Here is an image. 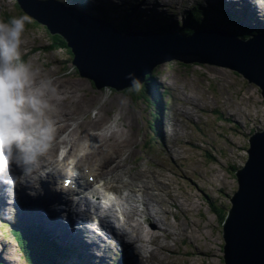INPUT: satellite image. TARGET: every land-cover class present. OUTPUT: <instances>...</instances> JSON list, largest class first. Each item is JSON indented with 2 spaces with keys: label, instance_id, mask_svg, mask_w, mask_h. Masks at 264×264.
<instances>
[{
  "label": "rangeland",
  "instance_id": "obj_1",
  "mask_svg": "<svg viewBox=\"0 0 264 264\" xmlns=\"http://www.w3.org/2000/svg\"><path fill=\"white\" fill-rule=\"evenodd\" d=\"M102 1L110 6L123 5L110 0ZM150 1L148 4L153 7L154 3ZM166 1L168 3L162 8L156 6L149 9L150 15L174 11L177 18L181 12L190 10L192 4L199 2ZM256 1L264 6V0ZM259 8L255 5L258 16L246 12L247 9L242 10L240 5L228 13L238 17L243 25L264 27ZM210 9L223 8L210 6ZM4 11L19 15L26 23L30 22L29 25L26 24L25 29L11 27ZM31 21L17 7L16 0H0V52L5 51L0 59V83L9 87L5 93H14L19 99L10 100L8 96L0 95V112L4 107L5 110L12 109L0 114L8 126L15 120L19 127L31 129L27 134L28 146L17 144V148L23 150L20 156L31 161L36 152L47 151L56 142L60 148L53 165L59 171L67 172L77 166L87 171L79 161L73 163L75 155L79 160L90 163L87 158L92 153L109 154L112 160L110 167L116 168L108 176L98 178L103 179L98 185L103 190L114 185L117 175L125 182L138 171L147 173L146 180H151L157 187L155 193L158 195L153 199L158 208H163L160 215L153 214L156 226L146 221L143 204L137 199L136 203L129 196L119 203L120 208L126 211L124 215L131 214L132 224L143 223L142 226L152 227L159 235L149 242L142 240L141 225L139 232L133 233L140 238L138 245L145 248V255L140 259L143 264H225L222 226L225 220H221L219 211L230 210L233 206L231 199L239 189V182L232 167H237L236 172L245 166L249 158L246 151L250 148L249 129H255L252 133L264 129V96L260 87L249 83L241 74L216 66L202 67L203 74L208 77L194 71L180 73L163 66L153 68L155 80L164 91L163 94L162 90H158L163 96L164 110L165 103L167 106L160 129L162 132L157 134L150 128L153 121L148 105L129 94L136 91L133 87L122 92L109 91L111 88H108L92 97L91 86L87 82L75 80L76 77L62 72L60 53L42 51L32 54L30 49L40 46L39 40L40 44L46 43L44 34H48V29L42 24L32 26ZM21 30H25L26 47L20 40ZM252 34L254 38L264 33L258 31ZM38 36L40 39H37ZM17 79L21 81L20 85L16 83ZM14 101H19L21 105H11ZM53 138L56 139L53 141ZM67 159L69 162L66 164ZM95 168L98 170L97 166ZM104 177L109 182L105 187ZM60 182H63V177ZM92 186L97 187L95 183ZM144 200L147 202V198ZM1 204L3 214L8 212V217L11 213L16 215L14 205L12 211H8L11 203ZM108 212L119 226L117 216L122 213L118 209ZM23 213L28 216L22 223L26 225L30 222V212L24 210ZM165 215H168V220ZM33 216L35 221H42L39 212L33 213ZM1 232L6 250L10 253L0 251V261H4L3 264H24V261H18L20 254L13 231L0 225V235ZM111 240L105 243L110 249L107 259L98 262L100 254L94 250L96 257L92 254V263L113 264L118 258L120 245L115 239ZM135 247L139 249L137 245ZM7 254L13 258L10 262L5 260ZM127 262L124 264H141L137 259Z\"/></svg>",
  "mask_w": 264,
  "mask_h": 264
},
{
  "label": "water",
  "instance_id": "obj_2",
  "mask_svg": "<svg viewBox=\"0 0 264 264\" xmlns=\"http://www.w3.org/2000/svg\"><path fill=\"white\" fill-rule=\"evenodd\" d=\"M18 3L31 18L32 26L42 24L51 34H44L46 43L40 44L39 40L40 46L30 49L32 54L60 53L62 72L87 82L92 97L108 88L122 92L141 84L146 73L162 66L200 75L205 74L204 66L230 70L258 85L264 96V34L249 40L219 31L191 40L178 34L176 39H168L167 44L159 39L123 35L111 24L104 22L108 26H102L99 19L54 0H18ZM3 14L9 24L12 22L11 27L25 29L30 23L11 12ZM21 31L20 40L26 47L25 30ZM56 35L65 40L70 53L55 43ZM249 141L250 148L246 150L249 158L236 172L239 189L233 193V206L223 223L225 264H264V131Z\"/></svg>",
  "mask_w": 264,
  "mask_h": 264
},
{
  "label": "bare ground",
  "instance_id": "obj_3",
  "mask_svg": "<svg viewBox=\"0 0 264 264\" xmlns=\"http://www.w3.org/2000/svg\"><path fill=\"white\" fill-rule=\"evenodd\" d=\"M123 1L125 2V0H123ZM151 1L154 3L153 7H150L147 4L148 0H144V1L142 0V3H141V8L143 9V11L147 17H151L149 9H155L156 6L161 7V6H163V4L165 6V3H168L166 0H163V1L151 0ZM203 1L205 2V4L208 5V7L212 6L215 3L217 5V7L223 6L227 10H233V11L236 10L237 5H240L242 10L246 11V9H247L246 12H249L252 15L258 16L257 10L255 9V5L257 4L256 0H240L243 3V6L241 5V2H238L237 0H203ZM124 2H123V4H124ZM200 4L201 5H198V4H193V5H195L197 7L200 6L201 13L203 16L202 18L206 19V15L204 14L205 4L202 2ZM258 10H259L261 16L264 15V7H260ZM142 15L143 14H141V16ZM172 15H176V14L173 13ZM159 16H161V13ZM94 18H96V17H94ZM130 18H131V20H136V18L134 16H130ZM134 30H141V29L140 28H138V29L134 28ZM4 52L5 51L0 52V59L4 55ZM16 83L18 85H20L21 81H19V79H17ZM7 88H9V87L6 84L0 83V91H2V90L6 91ZM7 96L10 98V100L13 98L16 100H19L16 97V94H14V93H8ZM17 103H18V105H21L19 101H14L11 105H15ZM163 110H164V108H163ZM4 111H6V110L4 109ZM0 121H2L1 116H0ZM15 124H12V125H15ZM54 132L55 131H53V133ZM8 133H10V132H8ZM21 138H23V137H21ZM25 140L27 141L26 138H25ZM56 146H58L57 143H56ZM23 148H25V147H23ZM57 148L58 147H56L52 151H47L46 156L44 154H42V151L40 152L39 155L34 156L32 159L33 164H29L30 165L29 172L30 173L33 172V173H35V175H39L40 173H43V172L48 171V170H50V172L59 171L56 168V166L53 165L52 162H50L46 159L47 156L52 155L56 151ZM57 153H58V151H57ZM57 153H56V155H57ZM82 155H84V154H82ZM87 159L90 161V163H86L85 161L79 160L78 158H76V155L74 156L73 163L76 161H79L80 163H82V166L86 167L88 174H85L84 171H82V174L84 176H86L88 178V180L81 182L80 177L82 178V176H79V179H77L74 176L70 177V180H71L70 183H72L71 185L73 186V188L71 189V193L75 197V199H73V200L67 199V196L65 194H63V195L58 194L59 185L57 187H51L49 185V182L51 180H57V182H58L61 179V178L57 179L54 174H50V173H45L44 178L49 179V181L46 182V187L43 186V183H39L36 186L38 189L37 190L38 194H34L30 198H24L25 196H23L21 194V192H24L25 189H17V187L19 185L17 183H15L17 178H16V176L12 175V171H8V173L6 174L7 177H5V179L3 177V172L0 171V175L2 177V183L0 185V194L2 193L1 188L4 187L3 180L5 182H6V180H8V181H10L11 187L13 188V192H10V195H8V197H11L17 189L19 191V195H15V197H14L15 203L17 205H21V202L23 201V203L26 204V206H36L38 209L43 210V213H41V215H40L42 220L44 222H47L48 226L51 225L55 231L62 233L64 231L62 224H65L67 221L73 223V225H75V226L77 225L79 227V229L76 230L74 237H71V239L77 241L78 243L81 242V243L85 244L87 249H93V250L95 249L96 251H98L100 254V257H97V260L99 258L98 262H101L105 258L107 259L108 253H110V249H108V245H106V244L104 245L102 238H100L98 235L97 236L93 235L95 233V229H94V227L96 226L95 222H93V223L87 222L89 219V216L90 217L92 216V213H93L92 210H95L100 215L101 221L100 220L99 221H100V225H102L104 234L107 235L109 238L116 239V241L119 242V245L121 246L120 253H121V258H122L123 263L124 262L129 263L127 261L137 259L141 264H143V261L140 259H141V256L145 255L144 254L145 248L143 246L138 245L140 238L136 237L133 233L137 234L139 232L140 225H141V227H142L141 228L142 229V240L144 239L145 241L149 242L151 238H156L159 235L156 234L154 229L152 227H150L149 225H148L149 227H144V226H142L143 223H140V222H137L136 224H132L130 222V220L132 218L131 214L123 215L122 210H120V212L122 213L121 219H120V221H122V224H121L122 228L116 227V224L114 223V221L110 217L108 210L119 205L118 202L117 201L112 202L107 207L109 209L107 211H104L103 206L100 205V203L98 202V199L102 198L101 197L102 191L100 190V187L92 186V184L96 180L97 181L95 182V184L97 186L99 184H101L103 182V179L101 178L100 180H98V178L101 175L108 176L110 173H113L116 167H113V168H112V166L110 167L112 160H111L109 154L106 156L104 154L100 155V153H92L90 156H88ZM68 162H69V159H67L66 164ZM12 165L15 166L14 164H12ZM96 166H97L99 171L95 168ZM75 168H77L78 171L80 170V168H78V166ZM15 170H16L18 176L22 173V169L20 168V166H19V169L16 168ZM66 171L69 173V175L72 174L71 171H69V170H66ZM23 172H26V171H23ZM62 173L65 174L64 172H62ZM146 174L147 173H145V172L140 173L138 171L135 176L130 177L131 183H129V181L127 183L121 181L117 175L116 177H114V179H115L114 185L111 188H113L118 193V195H120V199H126L124 194H123V192H125L126 189H123V188L130 187L131 190L127 189L129 192L127 197H129V194H131V197L135 196V200H136V198H141V200H142L141 203L143 204V207H144V210H145L146 216H147L146 221L149 224H151L152 226H156L157 223H156V220L154 218L155 217L154 215H156L155 213H157V214H159V212L162 213L161 211L163 208L162 209L158 208V206H157L158 203L153 199L155 195L156 196L158 195L155 193V191L157 190V187L151 180H146L148 178V175H146ZM39 180H37V181H39ZM76 180L78 183L77 185H75ZM35 181H36V179H32L29 182L33 183ZM63 182H64V178H63ZM156 182H160V181L156 180ZM30 183H28V184H30ZM60 183L61 182H59V184ZM53 184H54V182H53ZM108 184H109V182L106 179V181L104 182L103 185L105 187ZM150 184H152V185L150 186ZM30 186L33 187L32 189H35V186H33V185H30ZM75 186H77V188H75ZM105 188H107V187H105ZM159 188L161 190L160 185H159ZM86 192L88 194H85ZM96 198H97V200H96ZM145 198H147V202H145V200H144ZM0 199L2 200L5 198L3 197V195H1ZM3 201H6V200H3ZM150 201H151V203H150ZM2 203L4 204L5 202H2ZM7 203H10V202H7ZM64 203H65V205H64ZM12 208H13V203H11V205H9L8 211H12ZM10 216H11V220H12L17 215H15L14 213H11ZM167 217H168V215H165L166 219H167ZM5 219L6 218H4V216H0V225L2 226V228H3V226L4 227L6 226L8 228V226L5 224L6 223ZM13 222L16 223L15 220ZM39 231H40V228L38 229V232ZM3 236H4V234L2 233L0 235V251L6 250V245H4ZM133 241H136L137 243L132 244ZM136 245L138 246L139 249H137L135 247ZM136 251H138V252H136ZM5 252H9V251L6 250ZM73 257H74V255H73ZM95 257H96V255L94 256V258Z\"/></svg>",
  "mask_w": 264,
  "mask_h": 264
},
{
  "label": "trees",
  "instance_id": "obj_4",
  "mask_svg": "<svg viewBox=\"0 0 264 264\" xmlns=\"http://www.w3.org/2000/svg\"><path fill=\"white\" fill-rule=\"evenodd\" d=\"M58 1L63 2L67 6L74 7V8L80 10L81 12H83L85 14H89L92 17L97 18V16H98V17L104 19L105 21H107L108 23L114 25L116 30L123 32V33L128 32V31L132 30L133 28H142V29H145V28L148 29L149 28V27H141V26L133 25L134 23H136V20H131V18L127 19V17L125 15H121L118 19H113V17H111L108 14L110 11L103 12L104 14L101 15L102 10L99 7L92 6L86 0H58ZM17 7L21 8L18 3H17ZM191 17H192V19L186 25L164 26V27H160L158 29H155V31L152 29H150V30L157 32V33H168V32H172V31H179L180 33H183L185 35H190L191 33L196 32L199 29H205V28H208L210 26V23L206 22L205 19L202 18V15L195 13ZM226 20L230 21V20H232V18L226 17ZM228 21H223L222 25L219 24V26L221 25V27L230 34H234V35L239 36V37H243L246 35V33H244V30L241 29V27L238 26L237 23H235L233 21H230V22H228ZM11 23L12 22H10V24ZM53 39H54L55 43H57V45L60 48H66L67 50H69V52H71L70 49L67 47L65 40L61 36H59V35L53 36ZM153 75L154 74L147 75L144 82L140 86H138V87L136 86L133 88L136 91L135 92H129V94H131V95L133 94L135 97L134 99H136L137 101H139L141 99H146L147 102L151 105V109H152L153 105L155 106L156 113H157V110H158V112H160V109L163 110V103H162L163 96L158 90H156V92H159L160 100H159V98H156L157 102L155 100V103H154V100L152 99V97H150L151 96L150 94H152V90L155 89V80H154ZM136 88H138V89H136ZM160 101H161V103H160ZM158 103L160 104L159 107H158ZM150 128L153 131H155L156 133L161 132L160 129L155 128L154 126H151ZM232 168H233V171H235V167H232ZM234 174L236 175L235 172H234ZM219 214H220L221 220L224 221L225 218H227L228 212L227 211H225V212L219 211ZM22 237H23L22 238L23 241L21 242V246L26 248L28 243H29L30 238L26 239L23 235H22ZM51 247L52 246L50 245L49 239H46L44 244L41 241L36 246H34V249H37L38 252H41V251H44L46 249L51 250ZM49 257H50L49 260L51 262H53V261L55 262L56 257L54 255H51Z\"/></svg>",
  "mask_w": 264,
  "mask_h": 264
}]
</instances>
